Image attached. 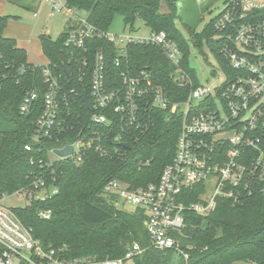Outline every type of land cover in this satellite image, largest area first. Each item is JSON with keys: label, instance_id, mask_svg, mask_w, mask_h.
Wrapping results in <instances>:
<instances>
[{"label": "trees", "instance_id": "trees-1", "mask_svg": "<svg viewBox=\"0 0 264 264\" xmlns=\"http://www.w3.org/2000/svg\"><path fill=\"white\" fill-rule=\"evenodd\" d=\"M67 1L70 8L87 11V21L103 31L110 30L119 14L125 27L134 28L137 20H142L153 31L167 32L180 47L184 56L181 67L193 79L194 86L199 84L188 66L191 46L202 52L205 43L225 70L232 72L220 54L221 42L215 37L216 17L201 32L185 25L189 39L175 23L179 16L173 0ZM162 2L167 3L169 12L160 11ZM9 18L0 15V197L35 189L39 178L47 179L48 187L58 188L56 194L44 200L32 199L25 206L13 207L45 248L60 249L67 259L95 263L123 258L139 242L144 251L134 258L135 264H264V179L255 183L252 193L245 194L240 203L221 199L208 215L187 214V224L179 235L181 248L188 253L187 261L175 250L149 247L144 212L118 208L104 195L105 185L113 179L132 189L159 180L176 154L182 124L179 113H151L143 132L134 131L132 136L124 137L130 149L119 147L120 152L108 157L91 152L81 163L71 159L51 161V149L64 143V132L60 136L58 130H53L52 139L35 138L36 122L43 113L48 89L44 69H49L60 84L59 121L71 139L90 114L84 93H90L91 67L98 51L104 52L107 75L117 85L125 69L131 68L133 73L147 70L172 102L185 100L191 87L179 84L176 67L159 46L130 44L127 57L118 67L116 46L105 38L87 41V50L66 45L69 31L78 25L76 21L57 39L47 34L39 36L48 64H34L29 62L27 50L14 37L5 35ZM85 57L91 59L87 66L83 65ZM32 92H37L38 97L29 111L23 112L21 105ZM70 139L67 143L72 142ZM47 210L52 212L49 218L41 215ZM1 252L0 244V255Z\"/></svg>", "mask_w": 264, "mask_h": 264}, {"label": "built area", "instance_id": "built-area-1", "mask_svg": "<svg viewBox=\"0 0 264 264\" xmlns=\"http://www.w3.org/2000/svg\"><path fill=\"white\" fill-rule=\"evenodd\" d=\"M45 1L53 10L75 15L73 8L57 0ZM77 23L69 31L66 45L87 50V41L105 38L116 46L118 67L127 57L130 44L159 46L176 67V80L191 90L185 100L174 103L164 87L155 82L152 73L147 70L133 73L131 68L122 71L121 83L117 85L107 75L104 52L98 51L91 67L90 93L87 92L91 108L84 102L90 114L71 139L59 121L60 84L49 69H44L48 89L43 113L36 122L35 138L52 139L53 130H58L60 136L64 132V143L51 149V161L71 159L81 163L91 152L108 157L120 152L119 147L126 149L122 145L128 143L124 137L132 136L134 131L143 132L151 113L158 110L170 115L179 113L182 124L176 154L159 180L132 189L127 183L113 179L105 185L104 195L116 207L120 204L144 212L149 247L175 250L187 261L188 253L181 248L179 240L187 224V214L208 215L221 199L240 203L245 194L252 193V186L264 179V0H227L217 15L215 37L221 42L220 54L232 72L228 73L217 60L222 77L214 71L212 75L220 82L212 85L194 86L193 79L181 67L184 56L180 47L163 30L150 29L147 36L127 31L119 34L100 30L79 17ZM90 60L85 57L83 65H89ZM37 97V92L27 95L21 110L29 111ZM68 139L72 142L67 143ZM67 146H72L69 155L56 153ZM51 177L55 180L54 175ZM34 186L35 189L14 194L29 203L58 192L56 186L48 187L44 178L37 179ZM3 197H0V264H82L86 261L67 259L60 249L45 248L13 207L3 204ZM193 197L197 200H192ZM51 213L47 210L41 215L49 218ZM143 251L141 244L135 242L123 258L91 264H135L134 258Z\"/></svg>", "mask_w": 264, "mask_h": 264}, {"label": "rangeland", "instance_id": "rangeland-1", "mask_svg": "<svg viewBox=\"0 0 264 264\" xmlns=\"http://www.w3.org/2000/svg\"><path fill=\"white\" fill-rule=\"evenodd\" d=\"M57 2L68 6L67 0H57ZM226 2L227 0H173V6L179 16L175 23L184 36L190 39V34L185 25L195 32H201L223 10ZM73 10L75 15L53 10L52 5L45 0H0V15L10 17L5 28V35L14 37L18 45L27 50L29 62L41 65L48 64V58L39 42L41 34H47L51 38L57 39L70 24L72 25L77 21L78 17L87 20V11L75 8ZM160 11L162 13L169 12L167 3L162 2ZM133 30L130 31L129 26L125 27L123 18L119 14L115 16L110 27L111 33L120 34L127 31L147 36L150 32V28L142 20H137ZM188 66L193 70V77L198 84L212 85L220 82L219 79L216 81L212 75L214 71L218 72L219 63L205 43L202 52L191 46ZM218 75L220 78L222 77L219 72ZM52 156L53 158L56 157L55 155ZM2 202L9 207H20L27 204L25 198H20L16 194L4 196ZM117 207L126 210L132 208L131 206L122 207L120 204ZM82 264L91 263L83 261ZM234 264L254 263L236 262Z\"/></svg>", "mask_w": 264, "mask_h": 264}, {"label": "water", "instance_id": "water-1", "mask_svg": "<svg viewBox=\"0 0 264 264\" xmlns=\"http://www.w3.org/2000/svg\"><path fill=\"white\" fill-rule=\"evenodd\" d=\"M84 102L86 103V105H87L88 108H91V103H90L89 96H88V93L87 92L84 93ZM122 145L126 149H130V147H131L128 143H123ZM71 152H72V146H67L64 149H58V150H56V153L59 154V155H61V156H67Z\"/></svg>", "mask_w": 264, "mask_h": 264}]
</instances>
